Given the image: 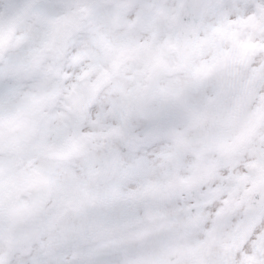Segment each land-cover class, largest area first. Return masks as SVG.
<instances>
[{"label": "clouds", "instance_id": "9594fccd", "mask_svg": "<svg viewBox=\"0 0 264 264\" xmlns=\"http://www.w3.org/2000/svg\"><path fill=\"white\" fill-rule=\"evenodd\" d=\"M0 264H264V0H0Z\"/></svg>", "mask_w": 264, "mask_h": 264}]
</instances>
